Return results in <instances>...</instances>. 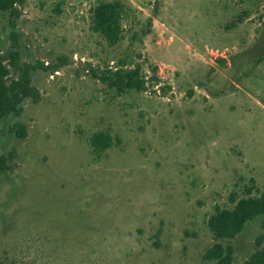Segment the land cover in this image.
<instances>
[{"label":"rangeland","instance_id":"374dc122","mask_svg":"<svg viewBox=\"0 0 264 264\" xmlns=\"http://www.w3.org/2000/svg\"><path fill=\"white\" fill-rule=\"evenodd\" d=\"M100 1L112 0H20L0 13V55L35 66L40 92L0 120V264H215V243L242 264L263 218L232 239L208 220L232 196L264 192V0H120L116 47L90 27ZM125 57L145 90L93 77ZM98 131L113 138L102 154Z\"/></svg>","mask_w":264,"mask_h":264},{"label":"trees","instance_id":"16d2710c","mask_svg":"<svg viewBox=\"0 0 264 264\" xmlns=\"http://www.w3.org/2000/svg\"><path fill=\"white\" fill-rule=\"evenodd\" d=\"M20 0H0V13L17 11ZM127 13L126 5L120 0L100 1L90 9L93 32L100 35L110 47L118 46L125 38L123 19ZM157 14L155 10L154 16ZM153 26V17L147 19L140 31L131 35V44L147 36ZM127 57L120 59L117 65L111 68L92 69V75L108 88L117 92L128 90H145L148 81L142 74L140 64H130ZM133 63V62H132ZM35 66L21 63L18 52L9 50L0 55V120L11 115L19 117L24 110V102L31 98L38 100L40 92L32 81ZM16 77L9 79L11 73ZM11 130L24 136V127L16 123ZM90 144L97 154H102L113 145V138L108 131L95 132L90 138ZM8 169L5 156L0 155V173ZM233 207L220 208L210 216L208 227L216 239H232L241 233L245 227L256 218L262 217L264 228V192L260 195H249L236 199L231 197ZM256 249L242 264H264V235L256 240ZM233 247H225L221 243L213 244L205 254V258L215 261V264H233Z\"/></svg>","mask_w":264,"mask_h":264}]
</instances>
